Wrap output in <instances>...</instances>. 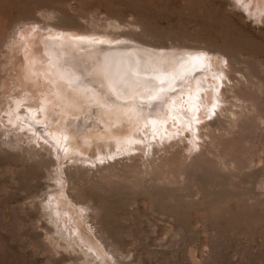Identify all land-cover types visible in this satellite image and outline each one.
<instances>
[{"label": "rangeland", "instance_id": "rangeland-1", "mask_svg": "<svg viewBox=\"0 0 264 264\" xmlns=\"http://www.w3.org/2000/svg\"><path fill=\"white\" fill-rule=\"evenodd\" d=\"M262 13L248 16L227 0H0V43L21 23L89 32L108 30V23L116 22L123 29H110L115 35L134 28L137 39L163 46V50L176 45L205 46L227 54L230 69L225 70L231 81L224 88V110L215 117L219 124L207 130L204 147L211 150L202 146L186 155L180 144L152 156L146 147L141 152L134 149L110 159L108 156L105 163L97 157L96 163L101 164L78 178L72 169L66 178V159H55L56 172L63 170L64 199L68 201L69 195L70 206L82 215V226L103 240L105 252L112 251L109 262L264 264V187L257 189L258 181L264 180ZM199 49L213 54L209 49ZM200 50L191 51L202 53ZM204 59L209 64L206 56ZM0 127V264H81L84 255L74 248V234L69 237L68 232H55L43 209L52 200L50 192L57 189L56 182L35 163L22 160L16 149L2 144L7 130ZM8 133L11 137V131ZM178 178L184 182L179 183ZM162 180L165 182L161 184ZM77 202L91 205L88 218ZM96 260L95 264H107Z\"/></svg>", "mask_w": 264, "mask_h": 264}, {"label": "bare ground", "instance_id": "bare-ground-1", "mask_svg": "<svg viewBox=\"0 0 264 264\" xmlns=\"http://www.w3.org/2000/svg\"><path fill=\"white\" fill-rule=\"evenodd\" d=\"M227 2L232 7L236 0ZM240 7L248 16L258 13V16H263L264 0H242ZM108 27V30L87 32L51 24L43 27L37 22L21 23L13 32L11 29L0 43V93L4 94L0 97V111L3 112L0 126L11 131V137L14 136L12 139L6 131L7 138L1 143L11 150L16 149L22 160L35 163L52 182H56L57 189L50 192L52 200L47 201L43 209L47 211L55 232L62 230L63 235L68 232L69 237L74 234L71 238L74 248L78 247L80 254L84 255L81 264L94 263L96 259L107 264H116L117 261L112 256L114 261L109 262L108 255L112 251L105 252L103 240L94 238L82 226L81 213L70 206L68 184V201L64 199L61 171L64 170L66 178V172L71 169L80 176L101 164L96 163L97 157L98 161L105 163L108 156L110 159L113 155L134 149L141 152L145 147L152 156L180 144L186 155L201 150L207 144L208 129L216 124L215 117L224 110L221 108L227 99L224 88L231 81L225 70L230 69L227 54L221 50L211 51L205 46L191 48L186 43L185 46H169L163 50V46L137 39L134 28L115 35L110 29L118 30L119 23L110 22ZM195 48L198 51L199 48L209 49L213 54L204 49L200 50L202 53H194L191 50ZM19 140L27 143L22 144ZM205 147V150L212 149ZM59 157L67 162L63 170L56 172L55 168H59L55 159ZM68 160L70 164H66ZM160 164L163 166L162 162ZM175 178L171 180L175 181ZM181 178H178L179 183L183 181ZM258 186L260 189L264 187V180L258 181L257 189ZM85 204L79 202L78 209L84 211L88 218L87 211L91 205ZM73 221L74 226L71 225Z\"/></svg>", "mask_w": 264, "mask_h": 264}, {"label": "snow or ice", "instance_id": "snow-or-ice-1", "mask_svg": "<svg viewBox=\"0 0 264 264\" xmlns=\"http://www.w3.org/2000/svg\"><path fill=\"white\" fill-rule=\"evenodd\" d=\"M242 4V0H236V3L234 5H232V7L234 8H238L240 7V5ZM262 24H264V21H261ZM15 43V41L13 40V44ZM9 47H12V45H9Z\"/></svg>", "mask_w": 264, "mask_h": 264}]
</instances>
